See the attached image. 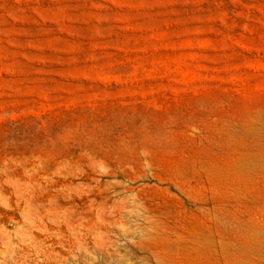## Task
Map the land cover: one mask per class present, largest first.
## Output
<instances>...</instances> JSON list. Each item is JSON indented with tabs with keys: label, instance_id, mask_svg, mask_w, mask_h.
<instances>
[{
	"label": "rangeland",
	"instance_id": "rangeland-1",
	"mask_svg": "<svg viewBox=\"0 0 264 264\" xmlns=\"http://www.w3.org/2000/svg\"><path fill=\"white\" fill-rule=\"evenodd\" d=\"M0 264H264V0H0Z\"/></svg>",
	"mask_w": 264,
	"mask_h": 264
}]
</instances>
